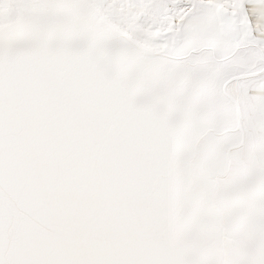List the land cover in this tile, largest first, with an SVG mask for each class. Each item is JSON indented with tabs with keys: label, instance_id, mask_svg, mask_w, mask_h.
I'll return each instance as SVG.
<instances>
[{
	"label": "snow or ice",
	"instance_id": "1",
	"mask_svg": "<svg viewBox=\"0 0 264 264\" xmlns=\"http://www.w3.org/2000/svg\"><path fill=\"white\" fill-rule=\"evenodd\" d=\"M0 264H264V0H0Z\"/></svg>",
	"mask_w": 264,
	"mask_h": 264
}]
</instances>
